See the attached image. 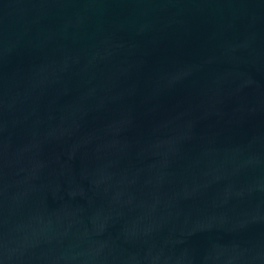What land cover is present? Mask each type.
<instances>
[{
    "label": "water",
    "instance_id": "95a60500",
    "mask_svg": "<svg viewBox=\"0 0 264 264\" xmlns=\"http://www.w3.org/2000/svg\"><path fill=\"white\" fill-rule=\"evenodd\" d=\"M0 264H264V0H0Z\"/></svg>",
    "mask_w": 264,
    "mask_h": 264
}]
</instances>
